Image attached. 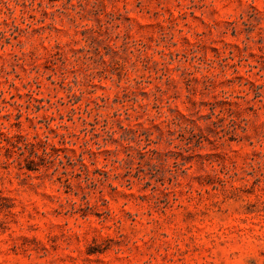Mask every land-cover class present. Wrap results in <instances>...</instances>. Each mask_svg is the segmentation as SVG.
I'll return each instance as SVG.
<instances>
[{"label": "rangeland", "instance_id": "374dc122", "mask_svg": "<svg viewBox=\"0 0 264 264\" xmlns=\"http://www.w3.org/2000/svg\"><path fill=\"white\" fill-rule=\"evenodd\" d=\"M0 264H264V0H0Z\"/></svg>", "mask_w": 264, "mask_h": 264}]
</instances>
